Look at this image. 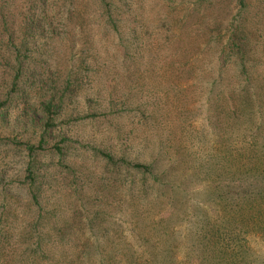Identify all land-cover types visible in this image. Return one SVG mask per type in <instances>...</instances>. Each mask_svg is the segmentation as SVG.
Masks as SVG:
<instances>
[{"label":"trees","instance_id":"1","mask_svg":"<svg viewBox=\"0 0 264 264\" xmlns=\"http://www.w3.org/2000/svg\"><path fill=\"white\" fill-rule=\"evenodd\" d=\"M254 1L222 25L214 0H0V144L22 170H0V264H264ZM141 62L165 84L153 105L121 92Z\"/></svg>","mask_w":264,"mask_h":264},{"label":"rangeland","instance_id":"2","mask_svg":"<svg viewBox=\"0 0 264 264\" xmlns=\"http://www.w3.org/2000/svg\"><path fill=\"white\" fill-rule=\"evenodd\" d=\"M184 1L191 2L193 0H184ZM251 2L253 4L258 3V1H254V0H251ZM229 5H230L229 0H214V5H213V8L215 9L214 17H217L218 20H220V22H222V25L227 24V21L236 12V9L235 8L231 9L230 8L231 6H229ZM256 12H257L256 9H253L251 15H254ZM261 41H262V43H264L263 40H261ZM259 49L257 51L255 50L254 54L252 55L253 58H255L256 55L257 56L259 55V54H257ZM64 52L68 53V58H72L71 55H69V52H70L69 49H67V50L65 49ZM74 53H76V49L72 53L73 57H74ZM74 59L75 58H73V60L69 63V66H71L72 62H74ZM64 60L66 61V58H64ZM263 60H264V58H263ZM61 61H62V64L64 63V61L62 59L59 61V65L61 64ZM139 66H140L141 70H144V74L142 77L139 76L138 78H134V79H137L136 82L138 83V85H136L135 82H133V81H132L133 82L132 83L131 79H129L127 86L121 87L124 89L123 91L121 90V92L125 91V92H128L127 94L130 93V98L132 97V99H134L132 102V103H134L133 105L138 106V103H137L138 99H140L144 102L147 101L149 105H153V103L157 102L158 100H162V91L164 90V89L162 90V87L164 88L165 84L162 85V77L161 76H154V75L150 76V74H146V70L149 67L146 62H141V64L139 63ZM257 70L258 69H255V72ZM256 73H258V71ZM258 75H262V73L260 72V73H258ZM101 81L102 80L97 79L93 83L92 82H89V83L91 86L96 87L98 84L104 83V82L101 83ZM196 85H198V84L196 83ZM86 86L88 87V83ZM133 88H135V89H133ZM127 89H128V91H127ZM195 90L197 91L198 89L196 88ZM198 96L195 98L198 99L199 101L197 103H195L194 105H192V107L198 108L201 104H203L202 98L200 96L199 97ZM129 102H130V99H129ZM200 115H201V118L198 119L197 121H194L195 127H199L200 124L202 123L203 119L205 118L204 114H200ZM81 128H83V130L85 132H88L89 134H91L94 131H98L97 128L93 129L91 126H82ZM99 132H101V131H98V134H99ZM99 136H100V134H99ZM110 138L112 139V137L110 135L106 136L105 139L101 136L97 137V141H96L97 145L96 146H102L103 147L105 145H108L110 142V140H109ZM113 145H114V143H113ZM138 149H139V147H135V151ZM144 151L148 153L149 149L144 150ZM20 159H21V157L18 155L17 151L15 150V148H13V146L0 144V170L3 171V169H4V170L8 171L5 175L4 181H8L12 177L14 178L17 176L18 177L21 176L22 170L20 169ZM43 160L44 159H42L41 161H43ZM78 161H79V163H78L77 167L79 168V167H81L80 162L82 160L80 161L79 159H77L76 162H78ZM1 162H2V164H1ZM4 163H8V167H4V165H3ZM2 165H3V168H1ZM85 165L90 166L91 171L93 173L97 174V176L101 175L104 172L103 171L104 167H103V164L100 160H98V161L97 160H95V161L87 160ZM79 170H83V169L79 168ZM56 176H59V174ZM5 183H7V182H5ZM59 184H60V182H59ZM16 191H17V193L16 192L15 193L17 194V196H21L20 195L21 190H16ZM22 195H23V193H22ZM65 200L66 199H64V201ZM66 202H67L68 206L66 205L64 208V210H65L64 215L66 217H68V216L70 217L74 207L72 206V200H70V198H68L66 200ZM173 217L174 218L172 220L175 222L178 217L177 216H173ZM26 219L29 220L28 214L26 216ZM22 228H23V225H21L20 222L14 224V230L16 232H19ZM75 233L78 235L81 234V232L78 233L77 231ZM83 236H84V234H83ZM57 254H58V252H57ZM57 254H56V256H57Z\"/></svg>","mask_w":264,"mask_h":264}]
</instances>
